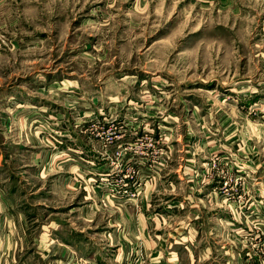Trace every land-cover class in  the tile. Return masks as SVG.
Listing matches in <instances>:
<instances>
[{
    "label": "rangeland",
    "instance_id": "rangeland-1",
    "mask_svg": "<svg viewBox=\"0 0 264 264\" xmlns=\"http://www.w3.org/2000/svg\"><path fill=\"white\" fill-rule=\"evenodd\" d=\"M167 201L264 264V0H0V264H145Z\"/></svg>",
    "mask_w": 264,
    "mask_h": 264
},
{
    "label": "crops",
    "instance_id": "crops-1",
    "mask_svg": "<svg viewBox=\"0 0 264 264\" xmlns=\"http://www.w3.org/2000/svg\"><path fill=\"white\" fill-rule=\"evenodd\" d=\"M188 185V184H187ZM189 186H192V188L196 189L200 188L202 186L198 185L195 187H193V184H190ZM171 185H166V189H171ZM191 188V187H190ZM210 189V187L208 188V190ZM147 191V190H146ZM149 191V190H148ZM152 190L149 191V194L151 193ZM195 193V192H194ZM193 193V194H194ZM210 193V192H209ZM207 193L206 194V199L207 200H211V196L210 194ZM148 196V192L146 193V195L142 198L145 200H148L147 198ZM192 198L197 199V201L199 202L200 200H202L203 198H197L195 195L192 196ZM141 199V203L142 204H146L143 203ZM172 199H174V197H172ZM195 201V200H194ZM170 201L166 202V205L164 206L165 209V213H163V215H159L161 216V218L157 217V214H155V218L148 220L147 218H150L151 215H146V217L144 216L143 220H147L149 221V223H151L150 221H156V219H158L159 223L158 226L163 227V230H161V232L158 233V235H154L157 239V241H153L151 239V233L148 228L146 229V226H142V228H139V226L137 227L136 225L133 224V226L135 228H131L130 225H128V231L131 230V236L133 238L134 242L129 241L128 245L125 242V240H123L122 238H119V240L117 241L118 244L122 245L125 242V245H127V251H124V247L121 246L120 249L121 252H123L126 256H128V254L130 253L128 251L129 245L134 243L135 245H140L142 246L148 253V257L147 260L145 261V264H230V258H229V250L228 247H226L225 245L221 246L219 249H217L218 247H216L213 244V241L211 242V240H207V243L205 244L200 238H203L202 236L199 237V229L196 231H192L189 232L190 230H186V228L190 225L191 221H193L192 224L197 223L200 224V220L203 217V214L200 215V213L195 212V213H190L189 215L185 216V220L183 224H180V215H177L174 210H168L170 209V206H167V204H171L169 203ZM175 202V201H172ZM140 215H137V219H139ZM200 219V220H198ZM125 220L130 221H135V218L133 215L131 214H121L115 217L114 221H116L117 225L120 226L121 223H118L119 221L123 222ZM140 220V219H139ZM163 220V221H162ZM176 221V224L174 225L173 223H171L172 221ZM195 220H197V222H195ZM179 223V224H178ZM136 224V223H135ZM125 227V226H124ZM184 230V231H183ZM186 230V231H185ZM115 233V231H114ZM111 236V235H110ZM109 236V238H111ZM209 235H206L205 238H209ZM108 238V239H109ZM126 239V238H125ZM127 241V239H126ZM151 241H153V246H151ZM202 241V244H201ZM124 245V246H125ZM126 248V247H125ZM221 253L223 255H221L222 258L217 260L216 258L213 260H210L211 257H209V255L211 253ZM121 254V253H119ZM116 255V257L114 258V256L112 257H108L107 259L103 256H101L102 259H106V263L105 264H117V260L119 259L120 255ZM124 255V257H125ZM163 258L162 263L161 261H159V259H157L158 257ZM122 256V258H124ZM171 257H174L173 260H171ZM209 257V258H208ZM92 260L88 261V262H83L82 264H104L101 262V259L94 260L93 257H90ZM177 260V261H176ZM207 260V261H206ZM222 260V261H221ZM116 261V262H115ZM210 261V262H208ZM224 261V263H223ZM140 264L141 261H138ZM132 263V262H131ZM232 264H241L239 263L237 260H234V263Z\"/></svg>",
    "mask_w": 264,
    "mask_h": 264
}]
</instances>
